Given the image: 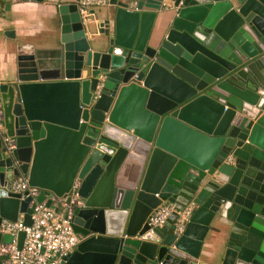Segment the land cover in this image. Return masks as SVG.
Returning a JSON list of instances; mask_svg holds the SVG:
<instances>
[{
    "label": "water",
    "instance_id": "95a60500",
    "mask_svg": "<svg viewBox=\"0 0 264 264\" xmlns=\"http://www.w3.org/2000/svg\"><path fill=\"white\" fill-rule=\"evenodd\" d=\"M107 7L81 14L63 3L58 40L17 44L16 69L0 82L14 145L0 134V225L32 223L33 197L12 191L16 178L56 211L54 198L77 183L64 210L81 241L62 264H264V0ZM163 202L194 206L179 237L175 213L148 224ZM194 225L224 239L219 261L189 245ZM12 240L0 231V247Z\"/></svg>",
    "mask_w": 264,
    "mask_h": 264
},
{
    "label": "built area",
    "instance_id": "2783aa9c",
    "mask_svg": "<svg viewBox=\"0 0 264 264\" xmlns=\"http://www.w3.org/2000/svg\"><path fill=\"white\" fill-rule=\"evenodd\" d=\"M78 9L81 14L88 12L90 8H99L110 5V0H77ZM101 86L97 87L94 97L100 95ZM2 110L0 109V134L3 140L13 149V138L5 133ZM78 184L75 183L70 194L64 197H55L54 201L60 204V210L46 205V201L38 203L36 198L40 194V189L29 184L25 176H20L13 181L12 191L20 193L22 197L32 196V223L26 225L23 218L17 221L3 219L0 225V231L3 234H11L13 240L10 243H3L0 247V255L5 258L8 264H62L64 258L72 253L79 242L80 236L74 231L70 222V211L64 210L67 205L66 200L70 196L71 202L79 199L76 191ZM193 204L187 205L182 210L177 211L174 204L169 202L161 203L148 219L151 229L162 227L172 214H176L174 221L173 233L181 236L187 224L189 223L192 213ZM25 232L23 247H19L18 234Z\"/></svg>",
    "mask_w": 264,
    "mask_h": 264
},
{
    "label": "crops",
    "instance_id": "0c3cea01",
    "mask_svg": "<svg viewBox=\"0 0 264 264\" xmlns=\"http://www.w3.org/2000/svg\"><path fill=\"white\" fill-rule=\"evenodd\" d=\"M76 2L77 0H0V82L6 81L9 73L16 69L17 44L34 43L36 46L46 47L50 39L58 40L62 25L59 7L63 3ZM106 8L108 7H99L96 11L103 14ZM7 31H14L15 36L7 35ZM143 163L142 155L138 154L129 169V180L139 175ZM186 238L206 263H211L212 259L217 262L223 257L224 239L217 232H210L202 238L199 227L194 225Z\"/></svg>",
    "mask_w": 264,
    "mask_h": 264
}]
</instances>
